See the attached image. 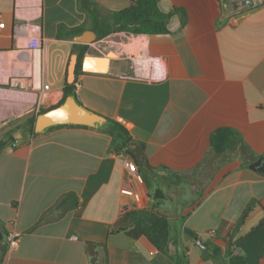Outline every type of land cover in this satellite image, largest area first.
Wrapping results in <instances>:
<instances>
[{
  "label": "crops",
  "instance_id": "crops-1",
  "mask_svg": "<svg viewBox=\"0 0 264 264\" xmlns=\"http://www.w3.org/2000/svg\"><path fill=\"white\" fill-rule=\"evenodd\" d=\"M134 1L0 0L1 264H225L231 253L264 264V174L249 167L264 157V0L243 9L232 0H156L165 33L119 30L92 46L66 37L71 28L98 34L103 16ZM82 45L115 57L107 71H75L69 82ZM66 83L131 140L84 125L30 133L28 119L57 106ZM221 127L246 151L237 143L217 155L210 136ZM125 157L144 180L139 202L120 191ZM133 210L166 217L164 252L127 234Z\"/></svg>",
  "mask_w": 264,
  "mask_h": 264
},
{
  "label": "trees",
  "instance_id": "trees-1",
  "mask_svg": "<svg viewBox=\"0 0 264 264\" xmlns=\"http://www.w3.org/2000/svg\"><path fill=\"white\" fill-rule=\"evenodd\" d=\"M88 5L90 4L88 3ZM96 12L98 13V11ZM164 18L165 15L159 9L156 0H135L128 7L118 11L109 12L107 15L103 16L101 19L103 29L98 31V36L101 38L111 32L119 30L132 33H165L167 29L164 23ZM61 31L62 27H59V33ZM80 31V28H71L68 29L65 35L66 37L71 38ZM58 38H61L60 35ZM74 46L78 47L81 46V44H74ZM86 50L87 46L82 45L79 52V62L76 67V72L82 70L81 59ZM74 90L75 88L72 83H66L64 96L59 104L64 101L68 94L74 93ZM34 120L35 116L28 119V131L30 133H33ZM102 128L107 132L118 136L125 145L131 140L125 127L115 120L108 119V123L105 126H102ZM237 143H240L242 150L246 151L244 144L241 143L239 135L234 130L227 127L216 129L210 136L211 148L217 155H223L227 151H231ZM3 147L4 146L0 145V151ZM154 196L160 198L163 194L160 191H156ZM127 218L132 224V227L127 230L128 235L132 237L145 236L158 251L164 252L165 247L169 242V224L165 216L151 210H133L127 214ZM185 233L187 236L197 239V235L193 232L185 230ZM3 253L4 249L1 250L0 264ZM210 254L212 256L221 257L220 249L216 247L211 248ZM225 264L247 263L242 254L231 253L226 258Z\"/></svg>",
  "mask_w": 264,
  "mask_h": 264
},
{
  "label": "water",
  "instance_id": "water-1",
  "mask_svg": "<svg viewBox=\"0 0 264 264\" xmlns=\"http://www.w3.org/2000/svg\"><path fill=\"white\" fill-rule=\"evenodd\" d=\"M231 3L234 9L248 8L253 4L251 0H232ZM97 38L98 34L96 31L85 30L80 34L74 35L73 42L92 46ZM113 57H115V53L111 51L105 55L86 53L81 59V69L87 72H105L107 71L110 59ZM78 62V53L71 54L67 65V80L69 82L73 81L75 77ZM107 123L108 119L106 117L83 106L77 101L76 94L71 93L66 96L61 104L35 116L33 133H40L57 125L102 127ZM249 167L264 174V157H259ZM196 242L202 248H208L202 239L197 238Z\"/></svg>",
  "mask_w": 264,
  "mask_h": 264
},
{
  "label": "built area",
  "instance_id": "built-area-1",
  "mask_svg": "<svg viewBox=\"0 0 264 264\" xmlns=\"http://www.w3.org/2000/svg\"><path fill=\"white\" fill-rule=\"evenodd\" d=\"M252 3L258 2L259 0H251ZM4 26V21L0 15V33ZM32 54H36L39 51V48H31ZM149 64V63H148ZM151 63L148 65L150 68H155L157 71V77L160 78V73L158 69V64H154V66H150ZM123 166L128 173V177L124 186L121 188V194L126 197H131L134 201L139 202L142 198V188L144 186V180L141 175L137 171V167L135 162L130 157H125L123 161ZM207 235L212 237L215 236L214 230L207 231ZM19 240V234L13 230H11L7 234V247L9 249H15Z\"/></svg>",
  "mask_w": 264,
  "mask_h": 264
},
{
  "label": "rangeland",
  "instance_id": "rangeland-1",
  "mask_svg": "<svg viewBox=\"0 0 264 264\" xmlns=\"http://www.w3.org/2000/svg\"><path fill=\"white\" fill-rule=\"evenodd\" d=\"M72 51H74V50H72ZM114 52V50H108V51H106L105 52V54H107L108 52ZM86 53H91V54H100V52L97 50V49H95L94 47H89L87 50H86V52H85V54ZM115 53V52H114Z\"/></svg>",
  "mask_w": 264,
  "mask_h": 264
},
{
  "label": "bare ground",
  "instance_id": "bare-ground-1",
  "mask_svg": "<svg viewBox=\"0 0 264 264\" xmlns=\"http://www.w3.org/2000/svg\"><path fill=\"white\" fill-rule=\"evenodd\" d=\"M136 42V41H135ZM34 58H35V62H36V65L38 64V54L36 53L35 54V56H34ZM37 68V67H36Z\"/></svg>",
  "mask_w": 264,
  "mask_h": 264
}]
</instances>
